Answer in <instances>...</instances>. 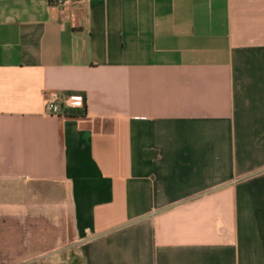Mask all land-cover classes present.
<instances>
[{
	"label": "crops",
	"instance_id": "0c3cea01",
	"mask_svg": "<svg viewBox=\"0 0 264 264\" xmlns=\"http://www.w3.org/2000/svg\"><path fill=\"white\" fill-rule=\"evenodd\" d=\"M47 91L85 114L48 115ZM72 244L264 264V0H0V264Z\"/></svg>",
	"mask_w": 264,
	"mask_h": 264
},
{
	"label": "built area",
	"instance_id": "2783aa9c",
	"mask_svg": "<svg viewBox=\"0 0 264 264\" xmlns=\"http://www.w3.org/2000/svg\"><path fill=\"white\" fill-rule=\"evenodd\" d=\"M85 0H53V2L61 7L68 8L74 3L84 2ZM44 107L48 115L62 116L70 109L85 108V97L79 93L63 94L57 91H47L44 94Z\"/></svg>",
	"mask_w": 264,
	"mask_h": 264
},
{
	"label": "rangeland",
	"instance_id": "374dc122",
	"mask_svg": "<svg viewBox=\"0 0 264 264\" xmlns=\"http://www.w3.org/2000/svg\"><path fill=\"white\" fill-rule=\"evenodd\" d=\"M63 236L65 237L66 235L71 238L72 237V231H71V222H70V217H65L64 219V224H63ZM65 245L63 246V248L61 249L62 253H63V257L67 256V254L69 255L67 258L68 262L70 264H76L77 262V258L76 256L73 254V250H74V244H72L71 249L70 248H66ZM66 253V254H64ZM66 258V257H65Z\"/></svg>",
	"mask_w": 264,
	"mask_h": 264
},
{
	"label": "trees",
	"instance_id": "16d2710c",
	"mask_svg": "<svg viewBox=\"0 0 264 264\" xmlns=\"http://www.w3.org/2000/svg\"><path fill=\"white\" fill-rule=\"evenodd\" d=\"M69 115L83 116L85 114V108L83 109H70L66 111Z\"/></svg>",
	"mask_w": 264,
	"mask_h": 264
}]
</instances>
